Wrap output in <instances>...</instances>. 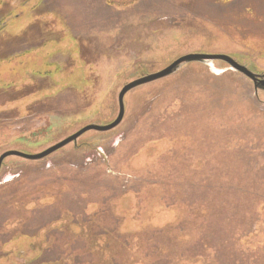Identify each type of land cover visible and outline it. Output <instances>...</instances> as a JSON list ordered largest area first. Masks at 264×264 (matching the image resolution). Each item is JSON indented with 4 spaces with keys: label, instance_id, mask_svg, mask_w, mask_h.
Returning a JSON list of instances; mask_svg holds the SVG:
<instances>
[{
    "label": "rangeland",
    "instance_id": "rangeland-1",
    "mask_svg": "<svg viewBox=\"0 0 264 264\" xmlns=\"http://www.w3.org/2000/svg\"><path fill=\"white\" fill-rule=\"evenodd\" d=\"M0 23V157L112 123L188 54L264 74V0H0ZM124 101L4 161L0 264H264V90L191 63Z\"/></svg>",
    "mask_w": 264,
    "mask_h": 264
},
{
    "label": "water",
    "instance_id": "water-1",
    "mask_svg": "<svg viewBox=\"0 0 264 264\" xmlns=\"http://www.w3.org/2000/svg\"><path fill=\"white\" fill-rule=\"evenodd\" d=\"M215 62H223L229 66V68L237 72L239 74H242L244 77L248 78L254 83V87L256 91L259 89H264V75H257L254 74L249 68L246 66L240 64L235 59L231 58L227 55H207V54H188L185 56L180 57L179 59L175 60L172 64H170L168 67L163 69L160 72H157L155 74H150L145 77H142L140 79H137L123 87V89L120 91L118 96V103H119V113L117 118L108 125H88L79 130L77 133L73 134L69 138H66L65 140H62L61 142L57 143L56 145L50 147L49 149L45 150L44 152L36 155H26L17 151H8L5 152L0 157V172L2 169L3 162L9 158V157H19L25 160L30 161H40L43 160L50 155L56 153L57 151L63 149L67 145L71 143H76L77 140L82 137L84 134L90 132V131H96V132H110L112 130H115L118 128L121 123L123 122V119L125 117V97L126 95L136 89L137 87L165 79L174 73H176L182 66L191 64V63H203V64H212Z\"/></svg>",
    "mask_w": 264,
    "mask_h": 264
},
{
    "label": "trees",
    "instance_id": "trees-1",
    "mask_svg": "<svg viewBox=\"0 0 264 264\" xmlns=\"http://www.w3.org/2000/svg\"><path fill=\"white\" fill-rule=\"evenodd\" d=\"M3 29H4V25L0 23V33L2 32Z\"/></svg>",
    "mask_w": 264,
    "mask_h": 264
},
{
    "label": "crops",
    "instance_id": "crops-1",
    "mask_svg": "<svg viewBox=\"0 0 264 264\" xmlns=\"http://www.w3.org/2000/svg\"><path fill=\"white\" fill-rule=\"evenodd\" d=\"M3 1H4V3H5V2H8V1H10V0H8V1H7V0H3Z\"/></svg>",
    "mask_w": 264,
    "mask_h": 264
},
{
    "label": "flooded vegetation",
    "instance_id": "flooded-vegetation-1",
    "mask_svg": "<svg viewBox=\"0 0 264 264\" xmlns=\"http://www.w3.org/2000/svg\"><path fill=\"white\" fill-rule=\"evenodd\" d=\"M261 90H264V89H261Z\"/></svg>",
    "mask_w": 264,
    "mask_h": 264
}]
</instances>
